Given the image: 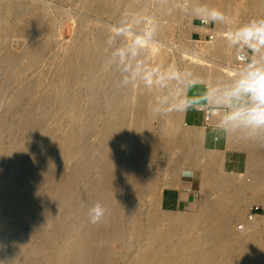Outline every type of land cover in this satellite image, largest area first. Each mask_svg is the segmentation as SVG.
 Masks as SVG:
<instances>
[{
    "label": "rangeland",
    "instance_id": "obj_1",
    "mask_svg": "<svg viewBox=\"0 0 264 264\" xmlns=\"http://www.w3.org/2000/svg\"><path fill=\"white\" fill-rule=\"evenodd\" d=\"M194 3L196 0H0V261L81 264L87 261L83 247L91 245L96 251L108 249L112 255L107 262L96 256L88 264H136L147 250H155L159 245L162 249L170 248L168 252L158 253L161 259L175 254L176 264H185L187 255L179 251L200 233L198 229L206 222L193 223L183 234L180 232L177 242H160L154 233L169 229L167 215L190 220L199 215L203 200L214 202L222 191L213 189L207 194L202 191L203 163L178 167L180 148L176 144L184 131L200 132L198 141L195 138V151L202 160L211 154L215 156L216 164L211 166L214 176L233 175L239 181L234 186L240 182H245L240 186L251 184V165L264 162V153L254 149L249 168L243 146L257 137L238 135L234 138L241 147H227L234 139L228 135L219 146L223 133L219 136L216 129L213 133L205 128V108L172 112L163 117L154 115L148 106L155 93L142 86L117 89L119 72L106 63L110 27L124 15H139L160 22L157 37L160 43L148 46L143 53L150 63L191 69L204 79V73L211 70L224 74L229 70L233 74L235 50L227 46L226 40L221 42V47L231 54L228 61L225 59L228 64L206 48L215 42L216 36L225 37V32L250 18L263 17L259 1L252 0L247 8L245 0H224L222 11L231 18L228 26L205 25L181 10L180 6ZM99 55L104 58L98 60ZM197 109L201 113L198 116ZM117 110L124 114L133 110L135 118L140 115L138 118L145 119L147 115L155 148L152 154L140 158L138 166L125 161L123 166L130 175L124 179L131 181L128 182L131 187L134 184L136 194L132 200H118L119 204L114 203L116 193L99 196L104 176L117 169L113 162L116 156L108 153L115 138V129L111 128L113 118L124 115ZM135 133V128L134 132H126L131 138ZM200 134L207 139L201 140ZM184 175L191 177L194 192H181L185 187ZM175 182V201L171 202L167 197L169 192L173 193ZM150 185H155V189L148 190ZM245 187L241 190L245 199L241 218L232 222V230L241 235L246 234L247 227L239 230L238 225L244 222L249 206L264 203V196L256 199L252 190ZM181 197L187 199L183 201ZM96 202L103 203L107 209L117 208L121 214L115 230L118 234L109 242L96 237L98 227L103 230V236L111 234L108 229L104 232L108 227L103 224L108 220L103 217L96 224L89 221L88 209ZM153 213L161 215H156L159 223L157 218L151 220ZM261 221L264 218L254 221L258 231L249 235L246 246L251 251L252 264L257 259L264 261ZM254 222L248 225L254 226Z\"/></svg>",
    "mask_w": 264,
    "mask_h": 264
},
{
    "label": "bare ground",
    "instance_id": "obj_2",
    "mask_svg": "<svg viewBox=\"0 0 264 264\" xmlns=\"http://www.w3.org/2000/svg\"><path fill=\"white\" fill-rule=\"evenodd\" d=\"M251 1L252 0H245V6L247 8H249ZM258 1H259L258 4L260 5V8H261V11L263 14L261 0H258ZM197 2H201V3L207 4L210 7H215V8L221 9V10L224 7V0H196V3ZM263 17H264V14H263ZM198 29H200V28H198ZM203 29L205 30V28H203ZM219 29L226 31V29H223V28H219ZM215 30L217 31V29H215ZM215 33L217 34V32H215ZM220 33H222V32H220ZM223 35L220 34L219 38H217V36H216L215 37L216 38V40H215L216 44H214L215 42L212 41L213 44L208 45V47L206 49L208 50V52L216 53L221 58L220 59L221 62L224 60L223 62L225 63V59L227 60V58H229L230 53H228L225 49H222V47H221V42L225 41ZM100 55L98 56L99 58H100ZM103 58H100L98 60H101ZM211 67H213V66L211 65ZM215 69H216V67H215ZM115 72H117V71H115ZM225 72H226V74L219 72V70H215V71L211 70L209 72L206 71L204 73V77L206 80L207 79L228 80L234 74V73L230 74L229 70H227ZM200 108H202V107H200ZM120 109H122V108H120ZM198 109L196 110L197 112H195L197 116L199 113ZM202 109H201V111H202ZM119 110H117V111H119ZM124 110L122 109V111H124ZM133 110L132 111L129 110L130 112H128L127 114L121 113V111H119L120 113H118V114H121V115L124 114V115L123 116L120 115L121 118H117V119H116V116H114L115 117V118H113L114 124L113 123L109 124V125L113 124V125H111L112 126L111 128H113L115 130H113L114 132L112 130L111 131L113 132V134L115 133L114 134L115 138H113L114 140L112 139L113 142L110 139L112 142V143L110 142L111 149H109V148L108 149L111 151H109L108 153L111 154V152H112L113 153L112 155L116 156V157L114 156L115 160L113 162H116L115 168H117V169H114L115 171H112L111 173H107V175L104 176V180L102 178L103 182L100 184V187H99V196L103 197L106 195H111L112 192H113V194L116 193L115 200H117V201L114 202L115 204L116 203L119 204L118 200H128V201L132 200L136 194V189H135L136 187L134 186L133 181H132L133 187H131V184H128V182L130 183L131 181H129V180L127 181L126 179H124L125 175H128V173H129V171L128 170L126 171V168H124L125 166H123L125 161L127 162L129 160L130 163L132 162L138 166V162L142 156L152 154L155 150L151 132L149 130V127H147V125H148L147 115H146L145 119H143V117L138 118L140 115H138V117L135 118L136 114L134 116L132 115ZM126 111H128V110H126ZM126 111H124V112H126ZM135 111H136V109H135ZM204 112H205V110H204ZM204 112H203L202 116L205 115ZM199 114H201V113H199ZM120 116L118 115L117 117H120ZM200 116L201 115H199L198 118L202 119L201 118L202 116L201 117ZM205 116H204V118H205ZM140 119L143 120L142 121L143 123H141ZM205 119L204 120L202 119L204 124L206 123ZM145 121H146V123H144ZM193 123L198 124V122H195V121H193ZM199 123H201V121ZM139 125H141V127H142L141 129L139 128L140 127ZM130 128L133 129V130L132 129L130 130L131 132L132 131L134 132V128H135V131L137 133V134L136 133L134 134L135 137H133V138H131V136H128L129 134H126V132L130 133V131L129 132L125 131V129H130ZM137 128L139 129L138 131L136 130ZM195 128L193 130H196ZM202 128L204 129V125L202 126ZM197 130H199V129H197ZM207 130L209 131V129H207ZM191 132L192 131H189V132L184 131L183 133L179 134V136H178L180 138L179 139L180 141L178 140V142L176 144L177 145L176 148L177 149H178V147L180 148L179 149L180 150V156H178L179 158L177 159L178 167H179V164H192V163L194 164V163H196V165H199V164L203 163V165H205V167L203 170L204 174H203L202 181H201V188L203 187L202 191L203 192L205 191V194H207L208 192H210L213 189H220L222 191L221 192L222 194L214 202H208L206 200H203L200 204L199 210L200 209L201 210H200V213H198L199 215H196L194 218H191L190 220L188 219L189 218L188 216H187L188 218H185L184 216L183 217H181V216L175 217L173 215H167V217H169V222H170L169 229L167 231L161 232L159 234L154 233V235H155L154 238L158 239L160 242H162V240H163V243L166 242L167 240L177 242L180 238V235L183 234V232H182L183 230H185L188 227L193 226V223H201V222L203 223V221H204V222H206L205 226H200L201 228L198 229V230H201L200 233H198L192 239H190L189 241L184 243L182 245L180 251H179V252H182V254L185 253L187 255V259H186L185 264H238V263H240V264H252V262H251L252 255H250L251 251H249L246 246L249 242L248 241L249 237H250L249 235H251V233H253V232L258 231L257 227H259V226L257 224H255V222H254V226L253 225H247V228L245 230L246 234L241 235V234L235 233L232 230V222L236 219L241 218L242 206L245 204V199L243 198V195L241 194V190L243 189L244 186H246L245 188H249L252 190V196L254 198L259 199L260 197L264 196V162H262L261 164L259 163L258 166L255 164L251 165L253 168V171L251 169H249L250 172L252 171L251 177H253V179L251 178L252 181L250 180L251 184L246 183L248 186L247 185H244V186L241 185V186H243V187H241L240 183H242V182H240V183H238V186H234V184L236 185V183L239 181L238 180L235 181V178L233 175H231V176L230 175L214 176V174L212 173L211 166H213V164H216V162L214 161L215 156L211 154L209 156H206L208 159H206V157H204V159L202 160L201 156L198 155V153L195 151V138L198 141V135L197 134L200 132H197L196 134L191 133ZM211 132H213V130H211ZM218 132H219V136H220V134L223 133V132L220 133V131L217 130L216 133H218ZM113 134L111 133V135L114 137ZM111 135H110V137H112ZM180 135H181V137H180ZM208 135H209V132H208ZM221 136H222V137H220L221 140L220 141L218 140L219 146L225 141V139L227 138L228 135L223 133ZM229 136H231V138H234L238 135H229ZM201 138H202L201 140H203V141H205L207 139L204 134L201 135ZM171 140H170V144H172L174 146V144L172 142L173 140L172 141ZM196 144H197V142H196ZM238 144H239V140L234 138L233 141L227 145V147L228 146H235ZM215 146H217V144ZM238 146L241 147V145H238ZM243 148H245L246 152H247L246 166L250 168V164H252L251 163L252 161H250L251 156H252V155L250 156V154H252L251 152L254 149H260L264 153V133L258 135L253 143H249L246 145V147L243 146ZM112 155H110V156H112ZM134 164L131 166H134ZM105 166H108V165L106 164ZM174 169H176V168H174ZM174 173H175V171H174ZM129 175H130V173H129ZM132 180H134V178H132ZM174 184H175V189L172 190L173 193L171 192L172 193L171 194L169 192L170 196L167 197L168 198L167 200L171 201V202L175 201V191L177 190V187H176L177 183L175 182ZM242 184H245V182ZM154 186L155 185H152L151 188L149 187L150 189H148V190H151L152 188H154ZM195 186H197V185H195ZM261 199L260 200L263 201V198H261ZM157 200H158V197H157ZM157 200L155 201V203H157ZM121 203L122 202L120 201V204ZM111 205H113V203ZM113 207H114V205H113ZM118 210H117V208H115V210H111L109 208L108 211L106 212L104 218H103L104 220H108V221L103 220L105 222V224H103V225H105V227L107 225V227H108V228L104 229L105 230L104 232H106V230L108 229V231L111 230V234L109 233L110 235L108 234L106 236H103V234H104V233H102L103 230H101L100 227H98V230H96V237L105 239L109 242L115 237V234H118L115 231L117 229V223H118L119 219L121 218L120 217L121 214L119 215ZM156 215H160V214L153 213L151 220L153 221L154 219L156 220V218H157L156 221L158 222L160 220V218ZM190 216H192V215H190ZM261 222L260 223L263 224V226H264V221H261ZM197 225H199V224H197ZM154 229H155V227H153L152 230H154ZM195 229L197 230V228H195ZM155 231L158 232L156 229H155ZM150 232H151V230H150ZM180 232H181V234H180ZM150 236H152L151 233H150ZM89 239H90V237H89ZM105 240H103V241H105ZM232 243L237 244V245H235L237 247L234 248V245ZM90 246L91 245L83 247L82 254L86 257L87 261H83V263H81V264H88V262L90 263L92 261V259H95L96 256H97L98 260L101 259L103 261H106L112 255L111 253H109L110 251L109 252L107 251L108 249L101 252L99 250L96 251V249L94 250ZM158 246H157V249H155V250H147L142 255V257L136 261V264H176L177 261H176V257L174 256L175 254L170 255V256H165L164 258L161 259L158 253L168 252L170 248L169 249L168 248L162 249V246H159V247ZM171 252H173V250H171ZM174 252H176V251H174ZM179 252L177 254H179ZM234 252H238L237 255L234 254ZM78 253H79V251H78ZM108 261H110V260H108ZM255 264H264V261L257 259Z\"/></svg>",
    "mask_w": 264,
    "mask_h": 264
},
{
    "label": "clouds",
    "instance_id": "obj_3",
    "mask_svg": "<svg viewBox=\"0 0 264 264\" xmlns=\"http://www.w3.org/2000/svg\"><path fill=\"white\" fill-rule=\"evenodd\" d=\"M180 7L205 25L231 24L224 11L207 4ZM65 12L70 14L69 9ZM159 30V21L139 15H124L110 27L106 63L119 72L117 89L142 86L154 92L148 107L157 116L202 107L215 114L216 129L226 135L253 138L264 133V17L250 18L226 32L227 46L246 57L228 80H206L191 69L150 63L143 53L160 43ZM195 87L203 89L198 97L189 95ZM107 211L103 203L96 202L88 209L90 223H99Z\"/></svg>",
    "mask_w": 264,
    "mask_h": 264
},
{
    "label": "built area",
    "instance_id": "obj_4",
    "mask_svg": "<svg viewBox=\"0 0 264 264\" xmlns=\"http://www.w3.org/2000/svg\"><path fill=\"white\" fill-rule=\"evenodd\" d=\"M211 39V35L208 36ZM246 62V57L235 52L231 67L236 71L242 63ZM264 218V203H253L245 213V220L238 225L239 230H243L248 224L253 223L256 219Z\"/></svg>",
    "mask_w": 264,
    "mask_h": 264
},
{
    "label": "crops",
    "instance_id": "obj_5",
    "mask_svg": "<svg viewBox=\"0 0 264 264\" xmlns=\"http://www.w3.org/2000/svg\"><path fill=\"white\" fill-rule=\"evenodd\" d=\"M261 5H262V10H263V14H264V0H261ZM203 91L202 88L200 87H195L193 88L190 92L189 95L193 96V97H198L200 95V93ZM216 123H217V117L215 116V114L209 110H207L206 112V123H205V128L209 129V130H215L216 129ZM184 183H185V187L181 188V192H186L188 191L189 193L194 192L195 189L192 187L193 183L191 181V177L189 175H184ZM186 190V191H184ZM183 198V197H181ZM187 198H183L181 200H185Z\"/></svg>",
    "mask_w": 264,
    "mask_h": 264
}]
</instances>
